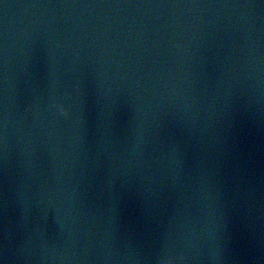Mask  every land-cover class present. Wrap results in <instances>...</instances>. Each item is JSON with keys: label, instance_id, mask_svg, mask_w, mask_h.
I'll use <instances>...</instances> for the list:
<instances>
[{"label": "water", "instance_id": "water-1", "mask_svg": "<svg viewBox=\"0 0 264 264\" xmlns=\"http://www.w3.org/2000/svg\"><path fill=\"white\" fill-rule=\"evenodd\" d=\"M0 264H42L0 171Z\"/></svg>", "mask_w": 264, "mask_h": 264}]
</instances>
